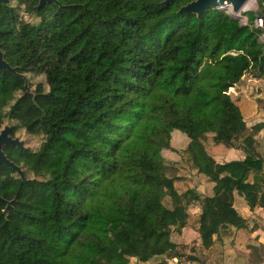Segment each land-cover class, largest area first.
<instances>
[{
    "label": "trees",
    "instance_id": "16d2710c",
    "mask_svg": "<svg viewBox=\"0 0 264 264\" xmlns=\"http://www.w3.org/2000/svg\"><path fill=\"white\" fill-rule=\"evenodd\" d=\"M192 1L56 0L37 10L38 0H22L38 18L17 40L29 46L6 43L39 63L46 80L35 100L15 99L9 118L43 141L23 155L36 177L8 179L3 196L13 202L8 214L0 202V264L203 263L181 236L194 206L202 254L233 228H256L241 209L264 208V184L245 179L263 168L264 121L249 127L229 90L248 72L264 77V30L218 7L182 12ZM11 84L0 81V106L14 100ZM209 134L217 145L235 137L245 159L218 162ZM171 153L205 190L177 188Z\"/></svg>",
    "mask_w": 264,
    "mask_h": 264
},
{
    "label": "rangeland",
    "instance_id": "374dc122",
    "mask_svg": "<svg viewBox=\"0 0 264 264\" xmlns=\"http://www.w3.org/2000/svg\"><path fill=\"white\" fill-rule=\"evenodd\" d=\"M260 0H255L254 4L252 5V8L249 9H241L239 13H235L232 9V6L229 5H219L218 7L227 13H229L233 18L238 19L242 24H249L250 26L256 27V20H257V12L261 10V6L259 4ZM20 16L27 22L36 23L38 21V18L35 14L24 11L23 9L20 10ZM254 12L256 14V18L254 22H251L249 20L248 13ZM239 14V15H238ZM263 30L264 28L261 27ZM261 42H264V33L260 37ZM253 72H248L246 75H244V79L241 83L236 84L234 87H232L229 90L230 96L232 99L239 105H241L243 111H244V118L247 120V124L249 127L252 125L263 122L264 121V109L259 108V101H264V77L258 80L259 82H256L255 80L259 79L252 74ZM46 80V77L44 74H41L40 77V83L44 82ZM255 83V85H254ZM243 84V85H241ZM36 85V84H35ZM241 85V86H240ZM246 85V86H245ZM248 86V87H247ZM263 103V102H262ZM243 113V112H242ZM19 132L23 133V136L26 141V146L30 148L31 150L35 151L39 148L43 141V135H31L28 134L25 129L20 130ZM258 140L260 141V151L262 152V155L264 156V129L260 131V133L257 135ZM235 137H231L230 139H227L226 141H223V143L216 144L214 137L212 134H209L205 138V144L208 149V151L215 157L218 161H226L230 159L237 158L240 154V149L235 147ZM179 143H183L181 140H178ZM262 156V157H263ZM170 157L174 159H178L179 161L177 164L180 166V177L178 181H176V186L179 190L185 191L188 188L197 187L198 190H205L206 187V181L204 179H200V177L197 176V174L192 170L190 165L184 161V159H180L175 155V153H171ZM264 160V157H263ZM24 169L27 172V176L29 178H35L36 175L31 173L27 167H24ZM262 171H264V162H263V168ZM255 172V171H253ZM252 178V176H251ZM200 212V208L197 206L191 207L188 210V219L186 226L182 228V239L186 242L188 248V253H193L191 251V248H195V253L199 256H201L204 259V262H198V261H187L185 259H182L181 262H177V259L174 258H168V264H218L220 261V254H221V244L215 245L212 249L204 251V254H202L201 251L198 249V243L200 242V236L197 234V231L195 230V223L198 217V214ZM177 214L180 216L181 219L184 217V213L180 210L177 211ZM233 234V232H232ZM230 234V236H232ZM199 238H195L196 236ZM228 238L223 239L224 240ZM162 260L161 257H156L148 262L146 264H155L157 262H160ZM131 264H144L136 260V258H131Z\"/></svg>",
    "mask_w": 264,
    "mask_h": 264
},
{
    "label": "flooded vegetation",
    "instance_id": "af4514ba",
    "mask_svg": "<svg viewBox=\"0 0 264 264\" xmlns=\"http://www.w3.org/2000/svg\"><path fill=\"white\" fill-rule=\"evenodd\" d=\"M5 1L0 0L2 12L0 15V52L9 67L0 68V81L5 77L11 80L10 94L14 100L10 102L9 106H0V197L3 199L0 202L4 203L2 210L5 209L7 201H9L3 196L8 190L9 177L24 181L20 174L21 171L27 179H30L26 176L23 162L24 152L30 148L26 146L23 133L19 132L24 128L20 126L18 120L9 118L10 106L18 98L30 97V99L35 100L38 95L37 91H39L37 90V85L40 83L41 74L45 75L39 70V63H34L31 66L29 60L24 59L26 53L18 50H9L8 43L19 49L29 45L25 46L17 43V40L25 30L23 26L27 23L20 16V10L25 7L22 0ZM5 17L6 25H3L2 21ZM15 84L16 86H14ZM9 163L14 164V166Z\"/></svg>",
    "mask_w": 264,
    "mask_h": 264
},
{
    "label": "crops",
    "instance_id": "0c3cea01",
    "mask_svg": "<svg viewBox=\"0 0 264 264\" xmlns=\"http://www.w3.org/2000/svg\"><path fill=\"white\" fill-rule=\"evenodd\" d=\"M243 79L244 78H242V80ZM260 79L261 78L255 81L259 82L258 80ZM239 106L244 114V111L240 104ZM245 157H246L245 152L240 150L239 156L234 159L244 160ZM234 159H230V160H234ZM230 160H226V161H230ZM218 162H224V161H218ZM245 179L251 182H259L264 184V171L248 172L246 174ZM241 212L244 214V216H246L249 219L250 226L253 227V225H256V228L250 233L242 232V231L237 232L235 228H233L232 236L227 237L228 239L224 240V244L223 242L219 243L224 247H221L220 261L218 264H264V253L261 254L262 259L259 258L258 256V246L262 245L264 247V208L258 207L255 208L254 210H250L249 207L243 206ZM195 238L199 240L197 236Z\"/></svg>",
    "mask_w": 264,
    "mask_h": 264
},
{
    "label": "water",
    "instance_id": "95a60500",
    "mask_svg": "<svg viewBox=\"0 0 264 264\" xmlns=\"http://www.w3.org/2000/svg\"><path fill=\"white\" fill-rule=\"evenodd\" d=\"M2 1L6 2L5 0H2ZM169 1H171V0H166V2H169ZM248 1L249 0H193L192 2L183 6L181 11L182 12H195L199 16H201L207 9L216 8L219 5H224V3H227L228 5L232 6V9L235 13H239L240 10L242 8H244V5H246L248 3ZM55 2H56V0H39V3L36 6V9L40 10L46 4L55 3ZM257 16H258V18L264 19V16L259 11L257 12ZM5 67H9V65L6 63V61L3 60L2 53L0 52V68H5ZM9 164L14 166V164H11V163H9ZM20 174H21L22 179L24 181L33 180V179H27L25 177L24 173H22L21 171H20ZM1 200H3V199L0 197V201ZM12 202H13V200L7 201V205L4 209V213L8 214L9 208L12 207Z\"/></svg>",
    "mask_w": 264,
    "mask_h": 264
},
{
    "label": "built area",
    "instance_id": "2783aa9c",
    "mask_svg": "<svg viewBox=\"0 0 264 264\" xmlns=\"http://www.w3.org/2000/svg\"><path fill=\"white\" fill-rule=\"evenodd\" d=\"M224 5H228L227 3H224ZM223 6V5H221ZM230 6V5H229ZM219 8V7H218ZM256 27H263L264 28V19L263 18H258L257 17V20H256Z\"/></svg>",
    "mask_w": 264,
    "mask_h": 264
},
{
    "label": "bare ground",
    "instance_id": "6f19581e",
    "mask_svg": "<svg viewBox=\"0 0 264 264\" xmlns=\"http://www.w3.org/2000/svg\"><path fill=\"white\" fill-rule=\"evenodd\" d=\"M254 1L255 0H249L248 3L246 5H244V8L245 9H249V8H252V5L254 4ZM243 8V9H244ZM239 15V14H238Z\"/></svg>",
    "mask_w": 264,
    "mask_h": 264
}]
</instances>
